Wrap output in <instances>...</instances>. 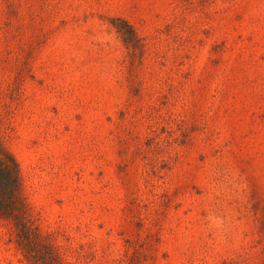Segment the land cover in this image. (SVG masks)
<instances>
[{
    "label": "rangeland",
    "instance_id": "1",
    "mask_svg": "<svg viewBox=\"0 0 264 264\" xmlns=\"http://www.w3.org/2000/svg\"><path fill=\"white\" fill-rule=\"evenodd\" d=\"M0 146V264H264V0H0Z\"/></svg>",
    "mask_w": 264,
    "mask_h": 264
},
{
    "label": "trees",
    "instance_id": "2",
    "mask_svg": "<svg viewBox=\"0 0 264 264\" xmlns=\"http://www.w3.org/2000/svg\"><path fill=\"white\" fill-rule=\"evenodd\" d=\"M130 34H133L132 31ZM26 207L18 161L11 152L0 146V215L14 222L18 240L22 244L30 242L33 235L36 236L26 219ZM26 253L31 258L35 256L43 264H61L56 257L52 259L51 255L36 249H28Z\"/></svg>",
    "mask_w": 264,
    "mask_h": 264
}]
</instances>
